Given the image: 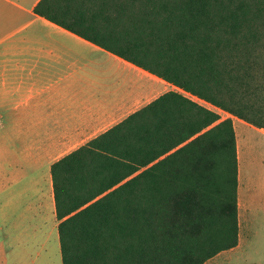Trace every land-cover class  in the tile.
<instances>
[{
	"label": "trees",
	"instance_id": "trees-1",
	"mask_svg": "<svg viewBox=\"0 0 264 264\" xmlns=\"http://www.w3.org/2000/svg\"><path fill=\"white\" fill-rule=\"evenodd\" d=\"M123 8L124 44L104 49L176 89L52 164L62 262L204 264L239 243L237 135L187 93L264 128V0Z\"/></svg>",
	"mask_w": 264,
	"mask_h": 264
},
{
	"label": "crops",
	"instance_id": "crops-1",
	"mask_svg": "<svg viewBox=\"0 0 264 264\" xmlns=\"http://www.w3.org/2000/svg\"><path fill=\"white\" fill-rule=\"evenodd\" d=\"M123 1L0 0V264H48L59 239L52 164L169 91L104 49L124 44ZM234 126L241 235L264 218V128Z\"/></svg>",
	"mask_w": 264,
	"mask_h": 264
},
{
	"label": "rangeland",
	"instance_id": "rangeland-1",
	"mask_svg": "<svg viewBox=\"0 0 264 264\" xmlns=\"http://www.w3.org/2000/svg\"><path fill=\"white\" fill-rule=\"evenodd\" d=\"M166 85L167 90H171L172 88L174 89L172 85ZM204 103H207L206 106L208 108L219 111L223 118L231 117L234 121V124L242 120L230 113L216 108L206 101H204ZM238 133L239 137H241L240 129H238ZM247 136L252 137L254 139V142L256 143L263 141L262 134L252 129L248 130V132L246 133V137ZM253 172L255 173V169L253 170ZM250 219V233L247 229L245 230V227L247 225V223L245 222L242 231L240 232L241 235H239L238 245L232 249L221 251L211 259L207 260L205 264H264V218L263 216H261L260 218ZM50 244L52 249L48 254V264H63L58 237L56 239H52ZM8 264L13 263L9 261Z\"/></svg>",
	"mask_w": 264,
	"mask_h": 264
},
{
	"label": "built area",
	"instance_id": "built-area-1",
	"mask_svg": "<svg viewBox=\"0 0 264 264\" xmlns=\"http://www.w3.org/2000/svg\"><path fill=\"white\" fill-rule=\"evenodd\" d=\"M187 95L189 96V97H191L192 99H194V100H196V101H198V102H200V103H202V104H207V103H204V101H202L201 99H199L198 97H195V96H193V95H191V94H189V93H187Z\"/></svg>",
	"mask_w": 264,
	"mask_h": 264
}]
</instances>
